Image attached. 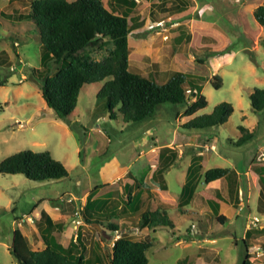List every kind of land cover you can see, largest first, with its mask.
<instances>
[{
	"label": "rangeland",
	"instance_id": "obj_1",
	"mask_svg": "<svg viewBox=\"0 0 264 264\" xmlns=\"http://www.w3.org/2000/svg\"><path fill=\"white\" fill-rule=\"evenodd\" d=\"M144 1L136 0L139 6L136 12L142 10ZM30 2L0 0V162L4 157L26 149L48 151L65 166L68 176L37 182L21 174L0 173V264H18L10 253L12 222L16 217V221L23 220L26 216L22 214L31 213L33 205L41 199L61 204L63 200H71L73 195L79 196L82 189L104 178L99 168L113 157L118 166L131 165V170L135 171L136 164L141 162L138 160L141 150L147 153L154 145L170 141L178 144L179 140L190 136H199V141L205 139L204 136H215V151L207 149L210 154L204 153L209 160L205 164L207 167L218 165L252 172L247 166L250 169L264 166V110L254 112L249 101L254 88H264V27L252 15L263 0H195V11L191 8L188 15L173 17L164 28L146 27L130 33V43L134 45L144 39L145 53H149L148 59L132 56L131 70L137 69L138 73L147 76L151 67L144 69L143 66L158 55L163 66L169 68V75L176 67L178 72L200 76L196 85L207 101L204 108L190 116L182 115L185 107L180 104L163 103L156 107L151 117L140 122H125L117 109L114 113L108 112L105 99L97 97L102 82L82 87L76 106L68 117L69 122L55 117L43 100L37 79L31 72L41 66L51 72L55 64L45 59L41 61L34 24L19 18L28 12ZM203 4L208 6L206 10ZM178 22L185 23L179 25ZM192 35V45L189 46ZM110 49L109 41L100 40L88 51L95 60H101ZM174 52L179 54L176 65L170 60ZM140 62L142 67L138 64ZM214 76L221 78L220 88L213 87ZM221 102L233 107L224 124L204 129L182 127L187 120L211 113ZM240 126L253 130L254 135L247 142L236 144L241 136ZM184 147H177V152L182 151L181 157H176L168 167L170 169L164 170L167 188L174 194L180 192L182 172L189 161L188 148ZM193 151L196 150L191 153ZM146 153L140 159L147 160L149 155ZM258 185L252 173L241 175L240 202H243V209L231 208L230 222L220 224L210 213V202L202 197L196 201L197 211L188 212V216L179 215L178 210L167 212L166 219L173 227L156 226L126 232L134 239L152 242L146 251L148 264H180L181 259H186L185 264H241L248 252L249 261L264 264V233L259 234L261 242L256 243L261 250H245L241 239L243 229L253 220L252 217H257L256 225L264 226V213L256 210L253 196L245 205L248 188H252L251 195L256 194ZM199 234L201 237L197 239ZM115 235L118 236L116 232ZM202 238L215 239V242L202 241ZM105 244L103 264H109L110 243L105 241Z\"/></svg>",
	"mask_w": 264,
	"mask_h": 264
},
{
	"label": "trees",
	"instance_id": "obj_2",
	"mask_svg": "<svg viewBox=\"0 0 264 264\" xmlns=\"http://www.w3.org/2000/svg\"><path fill=\"white\" fill-rule=\"evenodd\" d=\"M186 2L172 11H182L188 6ZM135 6V0H122V5L117 7H112L109 3V8L104 6L102 0H31L28 12L19 16L21 19L31 21L37 30L41 61L45 59L55 64L51 72L46 66L32 69L31 72L37 79L43 100L57 119L69 122L68 117L76 106L80 90L85 84L95 82H102L97 97L105 99L108 112L114 113L117 109L125 122H140L151 117L156 107L163 103L184 106L183 116H190L206 106V98L201 94L199 85H196L200 76L176 71L166 81L160 79L162 82L160 83L156 78L131 70L127 37L141 24L129 17ZM252 15L257 23L264 27V0L253 10ZM100 40L109 41L111 49L101 60H95L88 49ZM196 60L201 62V59ZM212 82L214 88H220L221 78L214 76ZM249 101L254 112L264 110V88H254L249 94ZM232 111L233 107L230 103L221 102L211 113L196 116L185 122L182 127L204 129L219 126L227 121ZM239 131L241 136L236 144H243L254 135L253 130L249 131L242 126L239 127ZM228 172L227 168H209L204 172L203 181L208 183L220 179ZM0 173L21 174L28 180L37 182L68 176L65 166L54 159L48 151L29 149L4 157L0 162ZM259 181L260 196H262L264 169L259 174ZM186 189L187 185H184L182 192ZM259 202L260 198H258ZM260 211L264 213L263 209ZM161 214L158 211L144 212L138 227H171V221ZM96 223L101 225L100 222L96 221ZM107 230L110 231L111 236L106 237L101 233L99 236L100 239L110 242L115 236L117 226L108 224ZM250 231L251 229L246 231V237L249 236ZM43 241L45 248L32 249L26 238L15 230L10 253L18 264H103L104 262L105 250L100 249L99 241L94 242L99 250H92L88 257H85V249L78 238L77 244L72 243L66 248L59 244L48 243L47 239ZM243 243L247 250L249 246L246 239ZM151 245L150 240H137L120 230L109 252V264H148L146 251ZM242 264H250L248 253H245Z\"/></svg>",
	"mask_w": 264,
	"mask_h": 264
},
{
	"label": "crops",
	"instance_id": "obj_3",
	"mask_svg": "<svg viewBox=\"0 0 264 264\" xmlns=\"http://www.w3.org/2000/svg\"><path fill=\"white\" fill-rule=\"evenodd\" d=\"M106 1L107 6L105 5ZM102 2L106 8H109V3L112 7L122 5V0H102ZM184 2L188 3L185 9L178 12L172 11L174 8L183 6ZM137 4L136 2L134 11L131 12L129 16L136 19L137 23H141L135 28L136 30L146 28L149 24L159 21H164L166 25V22L171 21L173 17L178 15L185 16L190 13L189 10L191 8L194 11L197 9L195 0H145L141 6L142 10L140 12H136V9L139 7ZM205 6L206 10L208 6ZM191 22L192 20H190V23ZM181 23L185 22H178L176 24L181 25ZM154 30H159V28H155ZM129 34L127 37L129 65L132 56H139L140 60L142 58L148 59L147 56H149V53L148 55L145 53V40L140 39V41L133 45V43H130ZM192 40L193 35L188 40L190 41L189 46L192 45ZM132 45L134 47L131 48ZM206 47H208L207 44ZM170 57V60L175 64V60L179 58V54L174 52L171 53ZM167 58H169V55H167ZM138 64L142 67V62ZM145 64L146 65L143 66L145 67L144 69H147L149 66L151 67L149 68L150 70H148L149 74L147 77L156 78L157 80H167L173 72L178 71L176 67H174L169 75V68L163 66L162 59L158 58V55L155 59L151 60L150 64L148 62ZM135 71L139 72L137 69ZM198 137L199 136H190L185 140H179L180 142L178 144L174 143L176 141H170L162 145H154L147 153L141 150L138 155V160H141V162L137 164L135 162V171L131 170V165L118 166L117 159L113 157L99 168L100 175L104 177L103 179L99 182H94L87 189H82L79 196L73 195L71 200L68 199L69 201H60L61 204L52 200L41 199L38 204L33 205L31 213L22 214V216H26L23 220L19 219L20 221H16L18 220V217H16L15 221L12 222L13 232L18 230L26 238L31 248L35 250L46 247L43 239H47L48 243L59 244L66 248L72 243L77 244L76 240L78 238L83 245L82 247L85 249V257H88L92 250H99L96 243L94 244L95 241H99L102 251L105 250V241L100 239L99 233L106 237L111 236V234H109L110 231H107L108 224L117 226V230L115 231L117 234H119L120 230L128 232L132 229H147L148 227L146 226L138 227V222L144 212L158 211L164 213L166 217L168 211L178 210L177 213L185 217L190 215L188 212L197 211L195 208V206H197L195 205L196 201L202 197L210 202L212 208L210 213L214 214L216 220L222 224L226 223L228 220L230 222L233 214L231 208L237 206V210L243 209L241 207L243 202H240V194L242 192L241 175H248L249 173L255 175L259 188L257 193L252 195V188H248V199L245 205L248 204V201L253 196L256 203V210H264V192L263 195L260 196L261 185L259 181V174L264 169V166H253V170L247 166L252 172H241L235 167L229 168L218 165L207 167L205 164L209 160H207L204 153L210 154L207 149H214L215 151L216 146L213 142L216 140V137L204 136L205 139H201L200 141ZM180 146H186L188 148L189 161L186 165V169L182 172L180 192L174 194L167 188L164 179V170H169L170 168L168 167L173 163L174 159L176 157H181L182 151H176L177 147ZM192 150L196 151L191 153ZM145 153L149 155V158L147 160L140 159ZM113 166L116 168H112ZM214 167L227 168L229 172L220 179L208 183L204 182V172ZM184 185H187V189L182 192ZM215 197L218 199H215ZM258 198H260L259 203ZM185 206H189L190 208L187 209ZM79 208L81 212L80 216L77 218L74 212ZM201 209L202 208H200V210ZM96 221L100 222L101 225L96 223ZM250 222H252V219L246 223L243 229L242 242L246 239L249 246L247 249L257 248L261 250V246L259 247L256 243L258 241L261 242L258 236L264 233V226L254 225L250 227ZM248 229H251V231L249 236L246 237V231ZM259 229L263 230L260 231ZM199 237H201L200 234L197 236V239ZM115 238H117L116 235L108 242L110 243V249ZM202 239H199V241L208 240L212 241V243L215 242V239ZM75 247L77 248V246ZM79 250H81V247ZM185 262L186 259H181L179 261L180 264H185ZM249 263L255 264L252 261H249ZM188 264H191V262Z\"/></svg>",
	"mask_w": 264,
	"mask_h": 264
},
{
	"label": "built area",
	"instance_id": "obj_4",
	"mask_svg": "<svg viewBox=\"0 0 264 264\" xmlns=\"http://www.w3.org/2000/svg\"><path fill=\"white\" fill-rule=\"evenodd\" d=\"M165 27V22L164 21H159V22H156V23H152V24H149L147 26V29H155V28H159V29H162ZM166 38V37H165ZM187 92H189V90H187ZM80 212H81V209H77L74 214L75 216L78 218L80 216ZM256 222H258V219L257 217H253V220L252 222H250L252 224V226L256 225ZM119 235V234H118ZM118 237V236H117Z\"/></svg>",
	"mask_w": 264,
	"mask_h": 264
}]
</instances>
